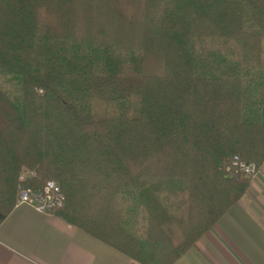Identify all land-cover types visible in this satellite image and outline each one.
I'll return each mask as SVG.
<instances>
[{"label": "trees", "instance_id": "16d2710c", "mask_svg": "<svg viewBox=\"0 0 264 264\" xmlns=\"http://www.w3.org/2000/svg\"><path fill=\"white\" fill-rule=\"evenodd\" d=\"M235 156L264 161V0H0V223L54 180L47 212L176 264L249 187Z\"/></svg>", "mask_w": 264, "mask_h": 264}, {"label": "crops", "instance_id": "0c3cea01", "mask_svg": "<svg viewBox=\"0 0 264 264\" xmlns=\"http://www.w3.org/2000/svg\"><path fill=\"white\" fill-rule=\"evenodd\" d=\"M0 264H141L25 203L0 223ZM176 264H264V161L246 192Z\"/></svg>", "mask_w": 264, "mask_h": 264}, {"label": "built area", "instance_id": "2783aa9c", "mask_svg": "<svg viewBox=\"0 0 264 264\" xmlns=\"http://www.w3.org/2000/svg\"><path fill=\"white\" fill-rule=\"evenodd\" d=\"M226 169L229 173L242 174L253 178L259 172V165L255 161H248L235 156ZM30 175H34V171L24 170L19 178L23 181ZM63 198L59 183L48 180L41 191H35L31 187H19L17 204L25 203L39 211H47L52 207L61 205Z\"/></svg>", "mask_w": 264, "mask_h": 264}, {"label": "rangeland", "instance_id": "374dc122", "mask_svg": "<svg viewBox=\"0 0 264 264\" xmlns=\"http://www.w3.org/2000/svg\"><path fill=\"white\" fill-rule=\"evenodd\" d=\"M138 96L135 95L134 97V105L136 106L138 103L137 100ZM105 106L104 103L100 99H94L93 100V112L97 117L103 116L105 113Z\"/></svg>", "mask_w": 264, "mask_h": 264}]
</instances>
